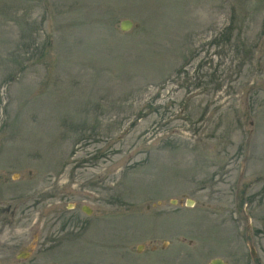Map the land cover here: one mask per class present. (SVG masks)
I'll return each mask as SVG.
<instances>
[{"label":"rangeland","instance_id":"374dc122","mask_svg":"<svg viewBox=\"0 0 264 264\" xmlns=\"http://www.w3.org/2000/svg\"><path fill=\"white\" fill-rule=\"evenodd\" d=\"M0 200V264H264V0H0Z\"/></svg>","mask_w":264,"mask_h":264},{"label":"flooded vegetation","instance_id":"af4514ba","mask_svg":"<svg viewBox=\"0 0 264 264\" xmlns=\"http://www.w3.org/2000/svg\"><path fill=\"white\" fill-rule=\"evenodd\" d=\"M2 194V191H1ZM2 196V195H1ZM2 200H0L1 202ZM19 220L21 215H16V208L12 209L8 205L7 207H0V261L8 259L7 255H10L11 244H13L14 239L12 238L9 225L15 223V219ZM48 237H44L42 233H40L38 241L40 244L46 240H49ZM33 240V237L29 236L26 242H30ZM53 243L56 240L53 238ZM34 248H25L20 249V251L15 255V259L17 262L29 261L33 259Z\"/></svg>","mask_w":264,"mask_h":264},{"label":"water","instance_id":"95a60500","mask_svg":"<svg viewBox=\"0 0 264 264\" xmlns=\"http://www.w3.org/2000/svg\"><path fill=\"white\" fill-rule=\"evenodd\" d=\"M132 26V22L130 21V20H122L121 22H120V25H119V27H120V29L122 30V31H127V30H129L130 29V27ZM186 204L187 205H192L191 203H190V200L189 199H187L186 200ZM81 210L84 212V213H86V214H90L91 213V209L88 207V206H86V205H83L82 207H81ZM141 246H138V248H140ZM251 249V254L252 255H254V253H253V249L252 248H250ZM208 264H227L222 258H220V257H215V258H212L210 261H209V263Z\"/></svg>","mask_w":264,"mask_h":264}]
</instances>
